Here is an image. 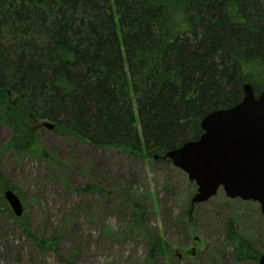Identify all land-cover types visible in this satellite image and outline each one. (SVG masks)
<instances>
[{"label": "trees", "instance_id": "1", "mask_svg": "<svg viewBox=\"0 0 264 264\" xmlns=\"http://www.w3.org/2000/svg\"><path fill=\"white\" fill-rule=\"evenodd\" d=\"M247 83L264 91V0H0V118L20 152L32 136L17 125L49 121L82 143L167 164ZM7 181L0 172V189ZM142 236L151 257L168 251L151 229Z\"/></svg>", "mask_w": 264, "mask_h": 264}, {"label": "rangeland", "instance_id": "2", "mask_svg": "<svg viewBox=\"0 0 264 264\" xmlns=\"http://www.w3.org/2000/svg\"><path fill=\"white\" fill-rule=\"evenodd\" d=\"M42 122L28 130L17 125L32 136L24 135V153L10 146L15 129L0 118V172L24 204L16 215L8 186L0 189V264H260L258 202L232 199L224 188L194 202L196 182L171 162L91 146ZM146 228L163 237L168 251L150 256ZM42 240L57 250H41ZM242 240L249 257H238Z\"/></svg>", "mask_w": 264, "mask_h": 264}, {"label": "water", "instance_id": "3", "mask_svg": "<svg viewBox=\"0 0 264 264\" xmlns=\"http://www.w3.org/2000/svg\"><path fill=\"white\" fill-rule=\"evenodd\" d=\"M244 94L234 107L203 118L204 133L199 139L167 152L164 158L169 157L196 182L198 191L192 201L206 202L224 188L232 199L259 202L264 214V92L256 97L247 83ZM44 126L54 128L49 122ZM5 197L16 215H22L21 198L11 189ZM260 264H264V254Z\"/></svg>", "mask_w": 264, "mask_h": 264}]
</instances>
